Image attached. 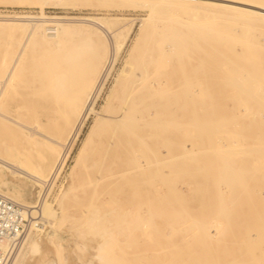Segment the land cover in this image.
I'll return each instance as SVG.
<instances>
[{"label":"rangeland","instance_id":"374dc122","mask_svg":"<svg viewBox=\"0 0 264 264\" xmlns=\"http://www.w3.org/2000/svg\"><path fill=\"white\" fill-rule=\"evenodd\" d=\"M154 1L157 3H154ZM154 1H149L151 5L153 4L151 7L149 2L148 4H145L147 2L143 4V2L134 3V1L126 0H78L77 3L68 5H60L55 0L47 2L44 0H0V27L8 23H17L18 25L35 23L37 20L42 19V17H47L49 20L44 27H51L61 19H73L72 21L74 23H71L82 28L84 31L82 36H77L69 40L66 44L67 48L65 47L66 49L64 48L63 51L61 49L57 53H55L56 51L53 48H46L37 39L30 40L22 54L21 64L13 86L2 102L1 107L5 109H0L2 113L3 111L4 113L6 112V115H10L17 120L19 119L18 121L23 124H28V126L35 125L34 127H36L39 133L42 132L43 135L45 133L50 138L67 143L64 147L54 145L53 148H51L53 149L52 151L47 148L50 143L43 140V137L39 136V134L34 136L35 139L22 135V133L19 132L20 130L13 132L12 135L14 136H12L11 133L0 135V156L5 157L7 160L10 159V161H15L28 171L27 173L16 170L13 171V169L0 163V191L6 193L11 198L15 196L14 200H18V202L24 205H37V207H39L41 204L40 202L43 200H47L51 204V209H53L54 212H52L49 217L54 220L53 224H50L47 220V223L45 221V223L40 222L37 228L32 229L31 236L35 240L42 237L44 241H47V248L52 249L48 257L51 261H54L55 264H109V262H105L102 259H109V261H113L112 264H211V262L215 260L211 261V258H209L210 261H207L206 257L203 258L207 255L208 251H210H207L206 248L205 250L207 252L204 251L203 247L205 246L211 249L212 254L208 256L209 252L207 255L208 257L213 258L214 256L216 259V255L219 254L220 257L218 258H220V261L216 260L215 262L226 264L225 256L228 257L229 252H231L230 257L233 255L236 256L241 251H245L247 248L246 246H251L253 247L252 249H255L254 246L261 242V246L259 247L258 245V250L256 248V251L258 254L261 250L264 251V242L262 243V240H260L258 235L259 231L257 229V227L261 225L258 223L260 221H258V218L260 219L261 214L264 212V161H262L264 159V149L261 148H264V80L263 82L260 80V76L264 79V71H262V73L259 71L261 74L259 77V72L258 74L257 71L256 73L254 72L257 68L264 67V17L248 15V13L244 12L241 14V12H237L235 9L233 10V8L228 9V7L205 5L200 3L202 0H196L195 2L194 0H176L179 6L177 3H175V6L171 2H166L165 4L164 1ZM228 1L247 3V1L250 0ZM252 1L261 4L264 2V0ZM222 4L242 7V5L235 3ZM172 6L175 7L176 10L175 8H171ZM153 8L155 11H152ZM244 8L257 10L247 6ZM90 19L104 22L112 33H106L96 28V26L90 23ZM149 19H151L150 23H152L150 25ZM170 24H175L174 29L178 27L185 32H195L196 28L192 26L200 25L201 27L213 31L217 29L216 31L222 34L220 37L209 40L208 46L203 45L202 47L201 45L200 47L204 49L203 53L194 51L195 46L191 43L186 45V48L189 50V57L186 56L183 59L184 61L182 60L186 69L185 75H187L185 79L177 70L179 64L177 58H171L170 60L166 59L164 61L153 60L152 57L161 56L158 52L151 57V48H165L163 41L167 39L165 35L160 33L172 29L167 28ZM216 24L218 25L216 26ZM27 27L29 28V26ZM144 29H146V31L149 29L155 34L142 38L133 53L135 42L141 36L145 35ZM244 30L246 31L245 34ZM27 32L25 28L19 31L13 30L11 33L6 30H0V76L4 73L8 63H10L9 61H12V59L18 55L17 53H19L27 37ZM233 33H235V35ZM250 36L255 40L252 39V37L250 39ZM262 36L263 38H261ZM89 37L93 41L92 50L87 49L90 48L87 46ZM115 40L119 42L126 41L118 52ZM83 41L86 45L85 43L82 44ZM218 41L221 43V48L218 47ZM239 41L241 42L239 43ZM245 44L250 46V50H248L249 53L246 51L248 46ZM253 46L256 48L257 53L260 51L258 55L255 54L256 52L253 50ZM78 47L80 48L78 49ZM215 47L218 48V50L214 52ZM76 48L78 52L75 50ZM71 49L74 50L71 51ZM49 50L50 52H48ZM246 54H248V56ZM242 55H244V57ZM3 57H5V59ZM10 57H12V59ZM112 60L114 61L113 66L111 65V63H113ZM128 60L129 64L132 66L131 72L126 75L127 77H125V80L117 82L118 76L127 65ZM2 61L7 64L2 63ZM219 61L227 64H222L220 62L221 65ZM89 62L95 66V70L93 69L95 71L94 80L91 82V84H93V82L95 84L94 94L92 93L91 101L93 102L95 97L98 98V109L101 110L103 106L106 105L105 102H107L108 96L111 94L108 103L109 115L114 116L117 114V112L113 110L116 107H127L128 109L122 116L125 120L134 124L133 133L135 136L133 147L129 154L124 151V142L118 141L117 146H110V142L113 141L115 137L111 131L107 132L101 129L102 127L98 128L91 135V139L85 142L83 146L87 133L94 121L93 115L89 116L77 140L72 146H69L71 144V139H69L71 125L65 122L67 119H72L74 121L77 118V114L73 117L70 115V109H72L73 97L78 94L79 87H82V83L86 76L87 64H89ZM151 62L155 65V68L158 69L162 64L167 65L164 78L168 79L171 76L174 82L168 85L166 84L165 89L169 92L168 94L172 96L173 100H178L176 90L183 91L185 88H191L190 90L194 89L192 92L195 93L194 95L197 97L195 99L196 102L194 100L185 101L184 96L183 104L186 103L190 105L189 103H192L190 107L197 108V115H203L204 119L205 117L209 119L211 116V121L214 120V122H212V124H214L213 129L216 128V121L219 122L222 120L224 122L226 120L235 123L228 127H226L225 124L220 125V127L223 126L228 131L220 130V127H217L219 130L217 129L218 131L215 134L214 132L216 129L212 132V127L208 128L210 130L205 128L207 129L206 131L197 128L196 124V127L193 126L194 120L197 119V117H195L196 111L193 112V109L184 111L185 113L183 112L181 114L182 117L178 115L182 112V108V110L172 109L174 114H178L172 117H166L162 115V111L159 108H147L141 103H132L134 95L128 97L129 89L132 87L137 73L142 74L145 71L150 73ZM198 66H200L199 68H201V66L204 68L200 71ZM195 68H197L199 72L196 71ZM230 69H235L238 72H234V70L230 71ZM108 70L109 72H107ZM248 70L249 72H247ZM228 72L230 76H228ZM97 73L99 74L97 75ZM178 75L181 77L179 78ZM232 75L235 77L240 76V78L242 75L244 76L241 78L244 82V84H240L241 88L238 87V85H236L237 87L235 85L232 87L231 85L229 86L228 77L232 79ZM249 77L250 79L251 77L253 79L257 77L261 83L259 87L256 86L258 84H256L253 79L252 83L254 82L255 86L252 85L255 89L250 88L252 85L250 87L245 86L247 82L249 83L250 81ZM97 78L101 85L97 82ZM177 78L181 81L176 82ZM225 78L228 83L224 81ZM257 78L255 80L258 81ZM149 81L150 75L146 77V87L149 85ZM239 81L241 80L239 79ZM40 86L41 88H39ZM246 87L248 89L250 88L251 91L255 90L254 93L252 92L254 94L253 96H250L251 91L246 89ZM243 88L245 90L241 91ZM114 89H116L117 92L112 95ZM257 91L259 93H257ZM241 93L242 98L240 99ZM256 93L258 94V99ZM260 94L263 95V97L260 96ZM127 97L130 100L126 101ZM231 98H233V100ZM260 99L261 101L263 100V102H261ZM245 100H247V102H245ZM176 101H174L173 104L182 105L179 100L178 102ZM241 101H243V103H241ZM211 103L213 106H211ZM241 105L246 107H242ZM259 105L262 107H258ZM248 107H252V109ZM250 109L251 113H256L259 109L256 113L257 116L256 114L249 113ZM211 114L215 115L212 116ZM258 114H260V117L262 115V117L260 118ZM207 116L209 117L207 118ZM233 116L237 120L234 119ZM141 118H144L143 122L147 124L148 128V136L144 141L141 139V129L143 127V122L140 120ZM204 119H202L201 116L200 120L202 121ZM110 120L111 118L107 119V121ZM209 121L206 122L209 123ZM236 124L238 125L236 126ZM248 126L251 127L250 130ZM176 127H180V131H178L179 134H176ZM193 127H195V129H193ZM223 127L222 129H224ZM184 128H186L187 131H185ZM198 129L203 131L201 135H199L200 132L198 133ZM234 129L235 131L231 133ZM24 131L27 132V130ZM240 133L244 135V137H242ZM46 135L44 137H46ZM199 136L201 137V141ZM260 139L263 142H261ZM212 140L216 142V146L214 142V145L210 143ZM68 141L70 143H68ZM201 142L203 147H200V149L198 147L201 145ZM233 143L240 144L230 147ZM4 145H13L11 148L14 146L15 148L6 152ZM208 145L210 146V148L208 147L210 150L207 148ZM204 146L207 148V151L212 150V153H209L210 156L207 151H205L207 155H204L206 154L203 152L206 150ZM214 146L215 150H213ZM219 146L220 149L218 150L217 147ZM244 147L248 148L245 149ZM251 147H254V150ZM259 147L262 149H258L259 151L261 150V153L256 149ZM186 150L190 151L187 152ZM193 151H198V155H195L197 152ZM226 152L233 154L228 155ZM201 153L203 156L199 155ZM215 153H218V156ZM221 154L222 157L220 156ZM224 154L226 157L228 155V157L226 158ZM248 154H251V156ZM246 155L249 157L246 158ZM49 156L51 157V161L54 160L52 161V163L54 162V169H52V174L48 177V173L41 172V168L45 167L44 165L47 164L46 159L49 158ZM180 156H183L184 159L183 157L180 158ZM207 156L210 159H207ZM219 156L221 159L226 158L225 160H227V162H225L228 163V166L230 165L228 160L236 158L234 165V168L237 170L236 172L238 173V171L241 170L243 173L239 172L245 179L252 176V180L242 182L244 185H248V189L246 186H243L245 190L242 191L244 188L237 186L238 184L243 185L241 182L235 183L237 188L228 187L229 185L224 181L221 182L225 175H220V182L222 184H218L220 176L218 177L219 179L217 178L218 182L215 178L219 175L215 170L217 169L218 163H216V165L213 163L219 159ZM160 157L165 158L164 164H149L151 161ZM173 161L177 162L174 163ZM223 161L224 160H221L220 162V159L217 160V162H220L218 167L223 168L221 166ZM258 161H260V163ZM30 162L33 164H30ZM170 162H173V164ZM40 163L42 166H40ZM170 165L172 167H170ZM30 166L36 168V170ZM213 166L216 168L214 167L215 169H213ZM110 167H112L116 173L123 169H130L131 175H124L125 177L123 175H117L112 182H101L97 185V177L108 174L110 172ZM221 168L218 169L221 170ZM224 168L222 170H225ZM230 169L229 166V170ZM219 170L218 172L221 174L226 172L224 171L223 173V171L220 172ZM212 171H214L213 174ZM29 172L42 173L43 178L48 180H46L45 183H40L30 176ZM228 173H230V171L227 172V174ZM2 184L3 186H1ZM171 187L177 189H171ZM246 189L250 193L248 200L249 198L252 200L248 201L246 199L248 194L245 193ZM221 191L223 194V196L221 195L222 198H220L221 196L218 197ZM171 205L173 206L171 207ZM220 205L223 206V208L220 207ZM180 208H182V210ZM210 208H212V210ZM221 208L227 210L232 220L228 221L220 218L222 217L219 216ZM34 216H37V213H35ZM196 218L197 220H195ZM222 222L223 225H231L233 228L229 230L227 225H225L228 231H223L226 228L222 226L217 227L216 225ZM192 223H194L195 226ZM254 223L258 226L252 227ZM174 224L176 225L174 226ZM200 224L203 229H201V226H198ZM172 226L176 228H172ZM223 234L229 235L231 238H226L227 236L225 237ZM200 235L205 236H203L202 239ZM240 235H245L246 237L242 239L243 237ZM204 237L206 241L209 242V245L200 244V240H205ZM219 239H221L220 242H217ZM236 240H238V242ZM250 240L252 241L249 245H245L246 242ZM49 242L52 245H50ZM225 243L228 247L232 248V250L224 253L219 251L217 253L215 248L221 250ZM237 244L239 246H237ZM19 245L13 250L9 259V264H25L28 255V253L25 252L27 246L25 245L22 252H20L21 247L19 248ZM241 245L243 248L240 247ZM57 248H59V250ZM57 250L60 251V255L57 254ZM111 252H113V255ZM104 254L107 255V258L104 257L100 259V256L102 257ZM14 258H17V262ZM20 260H23V263L19 262Z\"/></svg>","mask_w":264,"mask_h":264},{"label":"bare ground","instance_id":"6f19581e","mask_svg":"<svg viewBox=\"0 0 264 264\" xmlns=\"http://www.w3.org/2000/svg\"><path fill=\"white\" fill-rule=\"evenodd\" d=\"M35 1H37V0H35ZM43 1V0H42ZM45 2H47V1H52V0H44ZM58 4H62V5H64V4H74V3H77L78 2V0H55ZM126 1H134V3H136V2H143V4L145 3V2H147V3H145V4H148V2L149 1H154V0H126ZM159 1V0H158ZM160 1H164L165 2V4H166V2H171V3H173L175 6H176V4L175 3H177L176 2V0H160ZM196 0H194V2H195ZM252 0H250V1H247V3H239V2H236V1H228V0H202L201 2L200 1H198V2H200V3H203V4H205V5H209V6H219V7H228V9L229 8H233V10L235 9L237 12H241V14H242V12H244V13H248V15L250 14V15H256V16H261V17H264V2L261 4V3H256V1H252ZM156 1H154V3H155ZM258 2V1H257ZM56 3V4H57ZM157 3V2H156ZM222 3H235V4H238V5H242V7L240 6V7H234L233 5H228V4H222ZM149 4H150V2H149ZM178 4V3H177ZM153 5V4H152ZM152 5L150 4V6L152 7ZM157 5V4H156ZM178 6H179V4H178ZM245 6H247V7H250V8H254V9H257V10H250L249 8H244ZM154 7H155V5H154ZM170 7V6H169ZM171 8H175V7H171ZM151 9V8H150ZM178 9V8H177ZM183 9V8H182ZM154 10V8L152 9V11ZM175 10H176V8H175ZM155 11V10H154ZM227 11V10H226ZM232 11V10H231ZM150 12V11H149ZM199 13V12H198ZM243 13V14H244ZM150 16V15H149ZM202 16V15H201ZM243 16V15H242ZM213 17V16H212ZM212 17H211V19H212ZM221 17V16H220ZM93 18V17H92ZM99 18V17H98ZM101 18V17H100ZM149 18V17H148ZM14 19V18H13ZM17 19V18H16ZM29 19H31V18H29ZM34 19V18H33ZM171 19V18H170ZM205 19V18H204ZM203 19V20H204ZM213 19H214V17H213ZM218 19H219V17H218ZM11 20V19H10ZM23 20H24V18H23ZM26 20V19H25ZM35 20H37V19H35ZM48 18L47 17H42V19H39V20H37V22H35V23H24L23 25H18L17 23H8L7 25H4L3 27H0V30L2 29V30H6V31H8V32H10L11 33V31H13V30H21V29H26L28 32H27V37H26V39H25V41H24V43H23V45H22V47H21V49H20V51H19V53H17L18 55L15 57V58H13L12 59V57H10L11 59H12V61H9L10 63H8V66L5 68V70H4V73L0 76V109L2 108H4V107H1L2 106V102H3V100L5 99V97L8 95V93H9V90H10V88L13 86V83H14V81H15V79H16V76H17V73H18V70H19V67H20V64H21V58H22V54L24 53V51H25V49H26V46H27V44H28V42L30 41V40H35V39H37V40H39L46 48H53V49H55V53H57L59 50H61L62 49V51L64 50V48L66 47V44H67V42L69 41V40H71L72 38H74V37H77V36H82V34H84V31H83V29L82 28H80V27H78L77 25H75V24H73L74 22L72 21L73 19H61L60 21H57L53 26H46V27H44L45 26V24L48 22ZM59 20V19H58ZM78 20V19H77ZM172 20V19H171ZM170 20V21H171ZM200 20V19H199ZM198 20V21H199ZM2 21V20H1ZM76 21V20H75ZM160 21V20H159ZM249 21V20H248ZM251 21V20H250ZM12 22H13V20H12ZM19 22V21H18ZM71 22H73V23H71ZM151 22V19H149V25L150 24H152V23H150ZM200 22V21H199ZM246 22V21H245ZM83 23V22H82ZM90 23L91 24H93L94 26H96V28H98V29H101L102 31H104V32H106V33H112V31L110 30V29H108L107 27H106V25L104 24V22H102V21H98V20H95V19H90ZM206 23H207V21H206ZM250 23V22H249ZM27 24H30V25H27ZM200 24V23H199ZM213 24H215V23H213ZM149 25H148V27H149ZM202 25H203V23H202ZM206 25V24H205ZM218 24H216V26H217ZM230 25V24H229ZM27 26H29V28L27 27ZM118 26V25H117ZM154 26H155V24H154ZM190 26H192V25H190ZM223 26H225V25H223ZM223 26H221V27H223ZM236 26V25H235ZM174 27H175V24H170L169 26H167V28H172V29H170V30H165V31H162L160 34H163V35H165L166 36V39L167 40H164L163 41V43H164V45H165V48L164 47H161V48H154V49H152L151 48V50H150V52H151V57L153 56V55H155L157 52L158 53H160L161 54V56L160 57H152V59L153 60H161V61H164V60H166V59H168V60H170L171 58H177L179 61V64H178V66H177V70H178V72H179V74L180 75H183L184 76V79H185V77L187 76V75H185V72H186V69H185V66H184V64L182 63V60L187 56V57H189L188 56V49L186 48V45L188 44V43H191V44H193V46H195V49H194V51H198V52H200V53H203L204 52V49L203 48H201L200 46L202 45V47H203V45L204 46H208V41L209 40H212L213 38H217V37H220L222 34H221V32H219V31H213V30H211V29H208V28H205V27H201L200 25L198 26V25H196V26H192V27H194V28H196V30H195V32H185L184 30H182V29H180V28H178V27H176L175 29H174ZM231 27V26H230ZM154 28V27H153ZM178 28V29H177ZM227 28V27H226ZM89 29V28H88ZM128 29V28H127ZM143 29V28H142ZM155 29V28H154ZM145 31H146V29H144ZM143 30V31H144ZM247 30V29H246ZM25 31V30H24ZM144 31V33H145V35L144 36H141L136 42H135V48L133 49V53L135 52V49L137 48V46L139 45V43H140V40L142 39V38H145V37H147V36H152L153 34H155V33H152V31L151 30H149L148 29V31H146L145 32ZM225 31V30H224ZM124 32V31H123ZM141 32V31H140ZM157 32H158V30H157ZM205 32H207V33H205ZM131 33V32H130ZM210 33H211V35H210ZM246 33V31L244 30V34ZM260 33V32H259ZM124 34V33H123ZM232 34V33H231ZM230 34V35H231ZM234 35H235V33H233ZM237 34V33H236ZM128 35H129V33H128ZM225 35V34H224ZM261 35V34H260ZM105 36H106V34H105ZM122 36V35H121ZM120 36V37H121ZM233 36V35H232ZM247 36V35H246ZM119 37V38H120ZM136 37V36H135ZM138 37V36H137ZM238 37V36H237ZM251 37L252 36H250V39H251ZM260 37V36H259ZM225 38H226V35H225ZM246 38V37H245ZM261 38H263V36L261 37ZM121 39V38H120ZM127 39V38H126ZM125 39V40H126ZM129 39V38H128ZM252 39H254L253 37H252ZM256 39H257V37H256ZM87 40V39H86ZM217 40V39H216ZM219 40V39H218ZM255 40V39H254ZM88 41V42H87ZM86 42H87V46H89L90 48H87V49H89V50H92L91 49V47L93 46V44H92V40H91V38L89 37V39L87 40ZM116 42H115V45H116V49H117V52L123 47V44L126 42H122V41H118V40H115ZM244 41V40H243ZM81 42H82V40H81ZM80 42V43H81ZM112 42V41H111ZM237 42V41H236ZM241 41H239V43H240ZM245 42V41H244ZM85 42L83 41V43L82 44H84ZM250 43V42H249ZM259 43H261V42H259ZM79 44V43H78ZM132 44V43H131ZM209 44H210V42H209ZM217 44H218V47L219 48H221V43H220V41H218L217 42ZM242 44H244V43H242ZM85 45H86V43H85ZM134 45V44H133ZM232 45V44H231ZM246 45V44H245ZM210 46H211V44H210ZM246 46H248L247 47V49H246V51L249 53V51L248 50H250V46L249 45H246ZM245 47V46H244ZM251 47H252V45H251ZM67 48V47H66ZM65 48V49H66ZM80 47H78V49H79ZM114 48V47H113ZM235 48H236V46H235ZM249 48V49H248ZM253 50L256 52L255 54L256 55H258V53H260V51H258V53H257V50H256V48L253 46ZM227 49V48H226ZM230 49H231V47H230ZM233 49V48H232ZM51 50V49H50ZM50 50L48 51V52H50ZM74 50V49H73ZM72 49H71V51H73ZM75 50H77V48L75 49ZM216 50H218V48H214V52L216 51ZM220 50V49H219ZM229 50V49H228ZM227 50V51H228ZM232 51H235V50H232ZM53 52V51H52ZM77 52H78V50H77ZM246 52V53H247ZM5 53V52H4ZM7 53V52H6ZM131 53V52H130ZM132 53V54H133ZM254 53V52H253ZM252 53V54H253ZM12 54V53H11ZM131 54V55H132ZM227 54V53H226ZM238 54V53H237ZM236 54V55H237ZM254 54V55H255ZM247 56H248V54H246ZM246 55H245V57H246ZM253 55V56H254ZM240 56V55H239ZM243 57H244V55H242ZM55 57H57V56H55ZM250 57H251V55H250ZM4 59H5V57H3ZM10 58H9V60H10ZM225 58V57H224ZM235 58V57H234ZM222 59V58H221ZM130 60V59H129ZM129 60L127 61V65L124 67V69H123V71L121 72V74L118 76V79H117V82H121V81H123V80H125V77H127L126 75H128L129 74V72H131V69H132V66L129 64ZM259 60V59H258ZM1 61V60H0ZM5 61V60H4ZM4 61H2V63H4V64H7V63H5ZM51 61V60H50ZM184 61V60H183ZM52 62V61H51ZM112 62L113 63H111V65L113 66L114 65V61L112 60ZM221 61H219V63H220ZM247 62V61H246ZM1 63V64H2ZM125 63V62H124ZM152 63V62H151ZM222 63V62H221ZM220 63V64H221ZM224 63V62H223ZM222 63V64H223ZM221 64V65H222ZM224 64H227V63H224ZM49 65V64H48ZM47 65V66H48ZM110 65V66H111ZM238 65V64H237ZM253 65V64H252ZM256 65H257V63H256ZM50 66V65H49ZM112 66H111V68H112ZM226 66V65H225ZM238 66H240V65H238ZM200 66H198V68H199ZM235 67V66H234ZM243 67V66H242ZM102 68V67H101ZM204 68V67H203ZM202 68V66H201V68H199V70L201 71V69H203ZM219 68H220V66H219ZM257 68V67H256ZM4 69V68H3ZM48 69V68H47ZM95 66H93L92 65V63H90L89 62V64H87V70H86V76H85V79H84V82L82 83V87H83V85H84V87L82 88V87H79V92H77L78 94L77 95H75L74 97H73V105H72V109H70V115L73 117L74 115H76L77 114V118L73 121L72 119H67V121L65 122L66 124H69V125H71V129H70V136H69V139H71V144L69 145V146H72V144L77 140V138H78V136H79V134H80V132H81V130L83 129V127H84V125H85V123H86V121L88 120V118H89V116L90 115H93L94 116V121H93V124L91 125V127H90V129H89V131H88V133H87V137H86V139H85V141H84V144H83V146L85 145V142H87V141H89L90 139H91V135L98 129V128H100V127H102L101 129H104L105 131H111V133L114 135V137H115V139L113 140V141H111L110 142V146H112V147H114V146H117V144H118V141H120V142H124V144H125V147H124V151L125 152H127L128 154L131 152V149H132V147H133V143H134V140H135V136H134V133H133V128H134V124L133 123H131L130 121H127V120H125V118L122 116V115H124L126 112H127V107H116L115 109H113V110H115V112H117V114L116 115H114V116H111V115H109V113H108V111H109V107H108V103H109V98H110V96H111V94L108 96V99H107V102H105L106 103V105H104L103 106V108L101 109V110H99L98 109V98H94L93 100V102L91 101L92 99H91V96H92V93L94 94V82H93V84H91V82L94 80V75H95ZM110 69V68H109ZM167 69V65H164V64H162L160 67H159V69L158 68H155V65L152 63L151 64V68H150V73L149 72H147V71H145L144 73H137V77H136V79H135V81H134V83H133V85H132V87L129 89V96L128 97H130L131 95H134V98H133V100H132V103H141V104H143L145 107H147V108H159V109H161V111H162V115H165L166 117H172V116H175V115H177L178 113H173L172 112V109H178V110H182V112H180L178 115H180L181 116V114L184 112V111H187V110H189V109H193V112L194 111H196V110H198L197 108L195 109V107L193 108V107H190V105L192 104V103H189L190 105H188V104H186L185 103V101H187V100H194L195 101V99L197 98L194 94L195 93H193L192 91L194 90V89H192V90H190L189 88V90L188 89H184L183 91L182 90H176L177 91V95H178V97H177V99L182 103V105H178V104H173L174 103V101H176V100H173V98H172V96H170V94H168L169 92L165 89V86H166V84L168 85V84H171V82H174V79L170 76V78H168V79H165L164 77V73H165V71H167L166 70ZM193 69V68H192ZM196 69V71H198L199 72V70H197V68H195ZM254 69V68H253ZM51 70V69H50ZM100 70H102V69H100ZM99 70V71H100ZM226 70V69H225ZM232 70H234V72H236L237 70H235V69H232ZM231 69H230V71H232ZM21 71V70H20ZM229 71V72H230ZM256 71H257V74H258V72L259 71H261V73H262V71H264V67H260V68H257L254 72L256 73ZM47 72V71H46ZM107 72H109V70L107 71ZM106 72V73H107ZM194 72V71H193ZM227 72V71H226ZM229 72H228V76H230L229 75ZM234 72H231V73H234ZM238 72V71H237ZM243 72H245V71H243ZM247 72H249V70L247 71ZM196 73V72H195ZM194 73V74H195ZM230 73V74H231ZM239 73H240V71H239ZM239 73H238V75H239ZM251 73V72H250ZM252 73H253V71H252ZM99 73H97V75H98ZM200 74V73H199ZM226 74V73H225ZM235 74H237V73H235ZM247 74V73H246ZM96 75V76H97ZM150 75V81H149V85L146 87V85H145V81H146V77L147 76H149ZM180 75H178V77L180 78L181 76ZM261 74H260V72H259V74H258V77L260 76ZM263 75V74H262ZM107 76V75H106ZM105 76V77H106ZM196 76H197V73H196ZM223 76V75H222ZM243 76V75H242ZM242 76H241V78H242ZM248 76V75H247ZM252 76V75H251ZM234 75H232L231 76V78L232 79H230V77H228L229 79V83L228 82H226L227 81V77L225 78V82L226 83H228L229 84V86L231 85V87L233 86V85H238V87H240L241 85L240 84H244V82H243V80L240 78V76L239 77H235ZM244 77V76H243ZM262 76H260V80H261V82H263V80L264 79H262L261 78ZM18 78V77H17ZM100 78V77H99ZM179 78H177L176 80V82H180L181 80L179 79ZM257 77H255V79H256ZM264 78V77H263ZM101 79V78H100ZM236 79H237V81H236ZM239 79L241 80V81H239ZM245 79H247V78H245ZM249 79H250V77H249ZM252 77H251V79H250V81H251V83H250V81H249V83L247 82V85H245V86H247V87H250L252 84L254 85V82L256 83V84H258V85H256V86H258L259 87V85L261 84L259 81V79H258V81L257 80H255V79H253L254 80V82L252 83ZM41 80V79H40ZM40 80H39V82H40ZM105 80V79H104ZM34 81V80H33ZM43 81V80H42ZM41 81V82H42ZM76 81V80H75ZM97 82H99V80H98V78H97ZM106 82V81H105ZM104 82V83H105ZM116 82V83H117ZM32 83V82H31ZM36 83V82H35ZM100 83V82H99ZM16 84V83H15ZM90 84H91V86H90ZM98 84V83H97ZM96 84V85H97ZM178 84V83H177ZM249 84V85H248ZM100 85H101V83H100ZM103 85V84H102ZM208 85V84H207ZM253 85L250 87L251 89H255V87H253ZM264 85V84H263ZM234 86V87H235ZM255 86V85H254ZM96 87V86H95ZM100 87H102V86H100ZM237 87V86H236ZM246 87V89H248ZM253 87V88H252ZM39 88H41V86L39 87ZM103 88H104V86H103ZM241 88V87H240ZM250 88L248 89L249 91H251L250 90ZM117 89V88H116ZM116 89H114L113 91H112V95H114L116 92H117V90ZM257 89V88H256ZM43 90V89H42ZM245 89L243 88L241 91H244ZM61 91V90H60ZM247 91V90H246ZM245 91V92H246ZM255 91V90H254ZM254 91L252 90L250 93V96L252 95H254L253 93H254ZM260 91V90H259ZM195 92V91H194ZM248 92V91H247ZM253 92V93H252ZM244 93V92H243ZM257 93H259L258 91H257ZM256 93V94H257ZM96 94V93H95ZM184 94V95H183ZM229 94V93H228ZM261 94H262V91H261ZM260 94V96H262L263 97V95H261ZM97 95H98V91H97ZM96 95V96H97ZM202 95V94H201ZM201 95H200V97H201ZM185 96V97H184ZM233 96V95H232ZM127 97V99H126V101L127 100H130L129 98ZM183 97H184V99H185V101H184V103L185 104H183ZM208 97V96H207ZM257 99H258V94H257ZM261 97V98H262ZM203 98V97H202ZM201 98V99H202ZM242 98V93H241V96H240V99ZM248 98H249V96H248ZM253 98V97H252ZM255 98V97H254ZM205 99V98H204ZM210 99H211V97H210ZM229 99V98H228ZM232 100H233V98H231ZM256 99V98H255ZM263 99V98H262ZM178 100L176 101V102H178ZM203 100V99H202ZM248 100V99H247ZM247 100H245V102H247ZM260 101H261V99H260ZM196 102V101H195ZM212 102V101H211ZM258 102H259V100H258ZM261 102H263V100L261 101ZM197 103H200V102H197ZM241 103H243V101H241ZM193 104H194V102H193ZM255 104V103H254ZM259 104V103H258ZM264 105V104H263ZM79 106V107H78ZM102 106V105H101ZM211 106H213V104L211 103ZM218 106V105H217ZM242 106V105H241ZM261 105H259L258 107H260ZM242 107H246V106H242ZM262 107V106H261ZM260 107V108H261ZM182 108V109H181ZM213 108V107H212ZM248 108H251L252 109V107H248ZM259 108V109H260ZM5 109V108H4ZM201 109V108H200ZM251 109H250V112L249 113H251ZM259 109H258V111H259ZM225 110V109H224ZM264 110V109H263ZM6 111V110H5ZM257 111V112H258ZM9 112V111H8ZM114 112V111H113ZM256 112V113H257ZM6 113V112H5ZM4 113V111H3V113H2V110H0V135L2 136V135H4V134H10L11 133V135H12V133L13 132H16V131H19V132H21L22 133V135H24V136H27V137H33L34 138V136L37 134H39V136H41V137H43L42 139L43 140H46L48 143H50V144H48V146H47V148H49V149H51V148H53V146L54 145H57V146H61V147H64L65 145H67V143H63L62 141H59V140H56V139H54V138H50V137H48L45 133H44V135H43V133L41 132V133H39V131L38 130H36V127H34L35 125H32V126H28V124H23L22 122H20V121H18L16 118H14V117H11L10 115L8 116V115H6ZM10 113V112H9ZM79 113V114H78ZM185 113V112H184ZM187 113V112H186ZM196 113V116L195 117H197V119H195L194 120V124H193V126H195L196 127V125H197V128H199V129H201V130H206L207 131V129L208 128H210V127H212V132H213V130H215V134H216V132L219 130L218 128L220 127V125H222V124H225L226 125V127H228L229 125L230 126H232L235 122H228V121H222V120H220V121H222V122H218V121H216V124H215V127L216 128H214L213 129V126H214V124H212V122H214V120L213 121H211V116L209 117V116H207V118L209 117V119H210V121H209V119H206V117H205V119L203 118V115H201L202 116V119H204V120H200L201 119V116L200 115H197V111L195 112ZM236 113V112H235ZM256 113H254V112H252L251 114H256ZM260 113V112H259ZM14 114V113H13ZM262 114V113H261ZM194 115V114H193ZM209 115V114H208ZM212 115V114H211ZM213 115H215V114H213ZM212 115V116H213ZM226 115V114H225ZM259 115V117H260V114H258ZM238 116V115H237ZM256 116H257V114H256ZM182 117V116H181ZM194 117V118H195ZM230 117H232V116H230ZM229 117V118H230ZM245 117V116H244ZM248 117V116H247ZM253 117H255V116H253ZM261 117H262V115H261ZM260 117V118H261ZM111 118V120L110 121H107V119H110ZM200 118V119H199ZM228 118V117H227ZM233 118L234 119H236L234 116H233ZM242 118V117H241ZM220 119H223V118H220ZM224 119H225V116H224ZM230 119H232V118H230ZM233 119V120H234ZM142 122L144 121V118H141L140 119ZM232 120V121H233ZM237 120V119H236ZM239 120V119H238ZM253 120H255V119H253ZM261 120H263V119H261ZM199 121V122H198ZM206 121H209V123L208 122H206ZM24 122V121H23ZM228 122V123H227ZM196 124V125H195ZM250 124V123H249ZM30 125V124H29ZM37 125V124H36ZM238 124H236V126H237ZM142 129H141V135H142V137H141V139L144 141V140H146L147 139V136H148V128H147V124L145 123V122H143L142 123ZM251 126V125H250ZM38 127V126H37ZM40 127V126H39ZM195 127H193V129H195ZM218 127V128H217ZM223 127V126H222ZM222 127H220V130H224V131H226L227 129H225L224 127V129H222ZM181 128H183V127H181ZM205 128H207V129H205ZM248 128H249V130L251 129V127H249L248 126ZM40 129V128H39ZM180 129V127L179 128H177L176 127V129H175V131H177V133L176 134H179V132L178 131H180L179 130ZM197 130L198 131V133H199V135H201V133L203 132V131H200V130ZM218 129V130H217ZM262 129V128H261ZM24 130H27V132H25ZM41 130V129H40ZM184 130L185 131H187L186 130V128H184ZM190 130V129H189ZM208 130H210V129H208ZM191 131V130H190ZM189 131V132H190ZM194 131H196V130H194ZM228 131V130H227ZM230 131V130H229ZM233 131H235V129L234 130H232L231 131V133L233 132ZM182 132V131H181ZM209 132V131H208ZM235 133H237V132H235ZM181 134V133H180ZM190 134V133H189ZM212 134V133H211ZM226 134H228V133H226ZM238 134V133H237ZM241 134V133H240ZM240 134H239V137H240ZM18 135V134H17ZM46 135V137H44ZM228 135H230V134H228ZM9 136V135H8ZM7 136V137H8ZM12 136H14V135H12ZM231 136V135H230ZM235 136H237V135H235ZM241 136L242 137H244V135H242L241 134ZM200 137V136H199ZM199 137H197V138H199ZM4 138V137H3ZM12 138V137H11ZM38 138H40V137H38ZM183 138H185V137H183ZM203 138V137H202ZM12 139H14V138H12ZM11 139V140H12ZM17 139V138H16ZM15 139V140H16ZM27 139V138H26ZM35 139V138H34ZM41 139V138H40ZM68 139V140H69ZM186 139V138H185ZM204 139V138H203ZM203 139H202V141H203ZM210 139V138H209ZM243 139V138H242ZM0 140H1V138H0ZM229 140V139H228ZM234 140H236V139H234ZM253 140V139H252ZM195 141V140H194ZM196 141H197V139H196ZM200 141H201V137H200ZM223 141V140H222ZM222 141H221V143H222ZM244 141V140H243ZM260 141H261V139H260ZM264 141V140H263ZM263 141H261V142H263ZM213 142H214V144H215V146H216V142L214 141V140H212L210 143H212L213 144ZM234 142V141H233ZM245 142V141H244ZM4 143V142H3ZM42 143V142H41ZM68 143H70L69 141H68ZM192 143V142H191ZM219 143V142H218ZM237 143V142H236ZM236 143H233V145L232 146H230V147H233L234 145L236 146V145H239L240 143H238V144H236ZM52 144V145H51ZM200 144V143H199ZM213 144V145H214ZM243 144V143H242ZM219 145V144H218ZM5 146V151L6 152H8V150L10 151L12 148H15V146L14 147H12L11 148V146H13V145H4ZM215 146H214V148L213 147H211V148H213V150H215ZM224 146V145H223ZM202 148L203 147V145H202V142H201V145H199V147L198 148ZM205 147V146H204ZM210 148V146L208 145L207 146V148ZM229 147V146H228ZM17 148V147H16ZM83 148V147H82ZM183 148H184V146H183ZM198 148H196V149H198ZM200 148V149H201ZM206 148V147H205ZM207 148H206V150H204V148H203V152H205V151H207ZM208 148V149H209ZM218 148V150L220 149V146L219 147H217ZM222 148V147H221ZM224 148V147H223ZM227 148V147H226ZM245 148V147H244ZM248 148V147H247ZM247 148H245V149H247ZM252 149L254 148V147H251ZM262 149H264L263 147H261ZM260 147L259 148H256L257 150L258 149H261ZM200 149H199V151H200ZM251 149V150H252ZM261 149V150H262ZM13 150V149H12ZM52 151H53V149H51ZM193 150V149H192ZM210 150V149H209ZM226 150V149H225ZM230 150H233V149H230ZM236 150V149H235ZM241 150V149H240ZM254 150V149H253ZM252 150V151H253ZM261 150L259 151L260 153H261ZM167 151H169V150H167ZM187 151V150H186ZM188 151H190V150H188ZM187 151V152H188ZM217 151V150H216ZM215 151V152H216ZM221 151V150H220ZM223 151V150H222ZM226 151H228V150H226ZM237 151H239V150H237ZM244 151V150H243ZM246 151V150H245ZM5 152V153H6ZM193 152H197L195 155H198V151H193ZM208 152V155H209V153L211 152L212 153V150L211 151H207ZM207 152H205L206 154H204V155H207ZM230 152V151H229ZM229 152H226V153H228V155H230L231 153H229ZM256 152V151H255ZM18 153H19V151H18ZM53 153V152H52ZM65 153H66V151H65ZM181 153V152H180ZM264 153V152H263ZM7 154V153H6ZM50 154H51V152H50ZM178 154V153H177ZM216 154V153H215ZM218 154V153H217ZM216 154V155H217ZM233 154V153H232ZM231 154V155H232ZM246 154V153H245ZM8 155V154H7ZM13 155V154H12ZM24 155V154H23ZM38 155V154H37ZM188 155V154H187ZM192 155V154H191ZM199 155H202V153L201 154H199ZM215 155V156H216ZM225 155V154H224ZM228 155H227V157H228ZM249 155V154H248ZM64 156V155H63ZM184 156V155H183ZM182 156V157H183ZM203 156V155H202ZM210 156V155H209ZM218 156V155H217ZM221 157H222V154L220 155ZM220 156H219V159H220V162H221V160H224L222 163H221V166L225 169V170H222L223 168H221V167H218L219 166V164H220V162H217V160H219V159H217L216 161H215V163H213L214 165H216V163H218L217 165V169H215L216 167L215 166H213L212 168L213 169H215L216 171H217V173L219 174H217L218 176H216L215 178H216V181L218 182V180H217V178L221 175H225V176H223L224 177V179L221 181V176L219 177L220 178V180H219V182H218V184L220 185V183L221 182H225L227 185H229L228 187H230V188H233V187H235V188H237L236 187V184L238 183V182H244V181H248V180H252V176L251 177H249V178H244L243 176H242V174H240V172H241V170H239L238 171V173L236 172L237 170L234 168V165H235V161H236V158H232L231 160H228L229 161V163H230V170H229V166L227 165L228 163H226L227 162V160H225L227 157H226V155H225V159H221L220 158ZM249 156H251V154L249 155ZM249 156H247L246 155V158H248ZM36 157V156H35ZM169 157V156H168ZM181 156H180V158H182ZM28 158V157H27ZM26 158V159H27ZM50 158V159H49ZM49 158H45L46 159V161H47V164L46 165H44L45 167H43V168H41V172H47L48 173V177H49V175L50 174H52V169H54L53 167H54V162L52 163V161H54V160H52L51 161V157L49 156ZM53 158H54V156H53ZM64 158V157H63ZM167 158V157H166ZM179 158V159H180ZM209 157L207 156V159H208ZM254 158V157H253ZM172 159V158H171ZM179 159H178V161H179ZM183 159H184V157H183ZM210 159V158H209ZM258 159V158H257ZM164 160H165V158L164 157H160V158H157V159H155L154 161H151L149 164H152V165H155V164H164L163 162H164ZM174 160V159H173ZM182 160V159H181ZM259 160V159H258ZM169 161H171V160H169ZM226 161V162H225ZM262 161H264V159L262 160ZM29 162V161H28ZM45 162V161H44ZM166 162H167V160H166ZM174 163H176L177 161H173ZM173 162H170V163H172L173 164ZM259 163H260V161H258ZM0 163L2 164V165H4V166H6V167H8V168H11V169H13V171L14 170H16V171H20V172H28L24 167H22V166H20L18 163H16L15 161H10V159L9 160H7L5 157H2V156H0ZM32 162H30V164H31ZM46 163V162H45ZM170 163H167V164H170ZM209 163V162H208ZM33 164V163H32ZM44 164V163H43ZM61 164V163H60ZM166 164V163H165ZM211 165V164H210ZM38 166V165H37ZM40 166H42V164L40 163ZM168 166V165H167ZM228 166V168H227V170H226V167ZM256 166V165H255ZM31 168H33L32 166H30ZM170 167H172L171 165H170ZM209 167V166H208ZM215 167V168H214ZM40 168V167H39ZM205 168V167H204ZM211 168V169H212ZM221 168V170H219V169ZM255 168V167H254ZM33 169H35L36 170V168H33ZM256 169H257V167H256ZM261 169V168H260ZM259 169V170H260ZM29 170V169H28ZM32 170V169H31ZM110 172L108 173V174H106V175H101V176H98L97 177V185L98 184H100L101 182H104V183H107V182H112L114 179H115V177L118 175V176H124V175H126L127 176V174L130 176L131 175V172H130V169H123V170H121V171H119V172H114V170H113V168L112 167H110ZM214 170V171H215ZM218 170L221 172V171H223V173H224V171H226L224 174H221V173H219L218 172ZM30 171V170H29ZM59 171V170H58ZM214 171H212V174L214 173ZM215 171V172H216ZM230 171V173H228L227 174V172H229ZM261 171V170H260ZM51 172V173H50ZM14 173V172H13ZM241 173H243V172H241ZM23 174V173H22ZM46 174V173H45ZM216 174V173H215ZM238 174V175H237ZM28 175V174H27ZM29 175L30 176H32L35 180H37L38 182H40V183H45V181L46 180H48V179H44L43 178V174L42 173H32V172H29ZM173 175V174H172ZM228 175V176H227ZM240 175H241V177H240ZM1 176V175H0ZM239 176V177H238ZM263 176V175H262ZM12 177V176H11ZM54 177V176H53ZM125 177V176H124ZM16 178V177H15ZM46 178V177H45ZM52 178V177H51ZM218 178V179H219ZM16 179H18V178H16ZM50 179V178H49ZM51 180V179H50ZM25 181V180H24ZM209 181V180H208ZM221 181V182H220ZM37 182V184L39 185V183ZM230 183V184H228V183ZM5 183V182H4ZM3 183V184H4ZM15 183V182H14ZM236 183V184H235ZM3 184L1 185V186H3ZM48 184V183H47ZM53 184H54V182H53ZM222 184V183H221ZM234 184V185H233ZM243 185H241V184H238L237 186H239L240 188H244L243 186H246V185H244V183H242ZM247 184V183H246ZM242 187H241V186ZM248 186V185H247ZM246 186V188L248 189V187ZM238 187V188H239ZM50 188V187H49ZM174 188V187H173ZM172 187H171V189H173ZM1 189H3V188H1ZM174 189H177V188H174ZM246 189V192L245 193H248L247 194V200H248V197H249V192H248V190ZM245 190V188L242 190V191H244ZM180 191V190H179ZM13 192V191H12ZM48 192V191H47ZM46 192V193H47ZM173 192H174V190H173ZM220 192V191H219ZM205 193V192H204ZM244 193V192H243ZM173 194V193H172ZM210 194V193H209ZM223 196V194H222V191H221V193H219L218 194V197L219 196ZM174 196H176V195H174ZM222 196L220 197V198H222ZM252 196V195H251ZM15 197V196H14ZM13 197V199H15ZM172 197V196H171ZM202 197H203V195H202ZM34 198V197H33ZM37 199V198H36ZM249 200H252V199H250L249 198ZM248 200V201H249ZM18 201V200H17ZM34 201V200H33ZM178 202V201H177ZM41 204H40V206L39 207H37V205L36 206H32V205H26L27 207H29V209H28V214H29V216L31 217V218H37L38 220H33V221H31V225L28 227V229H27V231H26V233H25V236L23 237V239H22V241L20 242V245H19V248H20V252H22V249L24 248V246L26 245L27 247V250H25V252L26 253H28V255H27V258H26V262H25V264H55V262L54 261H51L50 259H49V257H48V254H50V251L52 252V249L50 250V249H48L47 248V241H44L43 239H42V237L40 238L39 237V239H33L32 238V236H31V231H32V229L33 228H37V222L39 223V222H43V223H45L46 222V220L50 223V224H53V222H54V220H52L50 217H49V215L52 213V212H54L53 211V209H51V204L47 201V200H43L42 202H40ZM133 204H134V201H133ZM136 204V203H135ZM178 205V204H177ZM182 205V204H181ZM223 205V204H222ZM133 206V205H132ZM135 206V205H134ZM173 205H171V207H172ZM224 206V205H223ZM223 206H221L220 205V207H222L223 208ZM182 208H183V206H182ZM182 208H180L181 210H182ZM220 209V211H219V216H222V217H220V218H223L224 220H228V221H230V220H232V217L230 216V214L227 212V210H224L225 209V207H224V209ZM178 209V208H177ZM204 209V208H203ZM211 210H212V208H210ZM184 210V209H183ZM214 210V209H213ZM178 211V210H177ZM206 211V210H205ZM108 212V211H107ZM111 212V211H110ZM179 212V211H178ZM181 212V211H180ZM186 212V211H185ZM230 212V211H229ZM35 213H37V216H34L35 215ZM109 213V212H108ZM203 213V212H202ZM106 214V213H105ZM120 214V213H119ZM214 214V213H213ZM113 215V214H112ZM203 215V214H202ZM101 216V215H100ZM103 216V215H102ZM107 216V215H106ZM260 216V215H259ZM213 217V216H212ZM103 218V217H102ZM120 218H121V216H120ZM176 218V217H175ZM199 218H200V216H199ZM198 218V219H199ZM258 218V217H257ZM257 218H256V220H257ZM209 219H211V218H209ZM99 220H100V218H99ZM123 220V219H122ZM176 220V219H175ZM195 220H197V218L195 219ZM201 220V219H200ZM255 220V221H256ZM260 220V221H259ZM45 221V222H44ZM203 221V220H202ZM258 223L259 224H261V225H259V227H257V229H258V235H259V237H260V240H262V243L264 242V212L261 214V217H260V219L258 218ZM198 222V221H197ZM199 222H201V221H199ZM212 222V221H211ZM220 222V221H219ZM47 223V222H46ZM208 223V222H207ZM229 223V222H228ZM111 224V223H110ZM190 224V223H189ZM193 225H194V223H192ZM211 224V223H210ZM117 225H119V224H117ZM176 224H174V226H175ZM204 225V224H203ZM217 225V227H219V226H222L223 228H226L225 227V225H227V224H225V225H223V222L222 223H217L216 224ZM52 226V225H51ZM121 226V225H120ZM174 226H172V228H176V227H174ZM195 226V225H194ZM198 226H201V224L200 225H198ZM215 226V225H214ZM254 226H258V225H256V223H254V225H252V227H254ZM261 226V227H260ZM115 227V226H114ZM187 227V226H186ZM192 227V226H191ZM190 227V228H191ZM202 227V226H201ZM200 227V228H201ZM189 228V229H190ZM227 228H229V230L231 229V228H233V226H231V225H227ZM224 229L223 231H228V229ZM201 229H203V227L201 228ZM218 229V228H217ZM222 229V228H221ZM36 230V229H35ZM37 231H38V229H37ZM206 231V230H205ZM34 232V231H33ZM32 232V233H33ZM202 232V231H201ZM55 233V232H54ZM109 233V232H108ZM196 234V233H195ZM205 234V233H204ZM219 234V233H218ZM229 234V233H228ZM258 235H257V240H258ZM108 236V235H107ZM201 237H202V239H203V236H205V235H200ZM223 236H227L226 234L224 235L223 234ZM241 237H243L242 239H244L246 236L245 235H240ZM50 237V236H49ZM113 237V236H112ZM224 237V238H225ZM229 237V235L226 237V238H228ZM252 237V236H251ZM223 238V239H224ZM229 238H231V237H229ZM238 238V237H237ZM49 239H51V238H49ZM55 239V238H54ZM116 239V238H115ZM204 239H205V237H204ZM236 239V238H235ZM248 239V238H247ZM253 239H255V238H253ZM220 240L221 239H219V240H217V242L219 241L220 242ZM239 240V239H238ZM238 240H236L237 242H238ZM202 241V242H201ZM252 240H250L249 242H246V244L245 245H249V243L251 242ZM107 242V241H106ZM105 242V243H106ZM207 243V244H205V243ZM236 242V243H237ZM203 243V244H202ZM209 242H207L206 241V239L205 240H200V244H202V245H209L208 244ZM242 243H245V242H242ZM258 243H259V241H258ZM261 243V242H260ZM257 244V245H255L254 246V248L255 249H252L253 247H251V246H246L247 248H246V250L245 251H241L238 255H236V256H232V257H230L231 255V252H229V251H231L232 250V248H230V247H228L227 246V244L225 243L224 244V246L226 247H224L223 245V249H221V250H219L218 248H215L216 249V251H217V253L219 252V251H221L222 253H224V252H229V256L228 257H230L229 259H227L228 257L227 256H225V263L226 264H264V251H260V253L258 254L257 253V251H256V248L258 247V245H259V247L261 246V244ZM49 244H50V242H49ZM112 244V243H111ZM264 244V243H263ZM50 245H52V244H50ZM106 245V244H105ZM221 245V244H220ZM56 246V245H55ZM108 246V245H107ZM107 246H105V247H107ZM237 246H239L238 244H237ZM253 246V245H252ZM52 247H54V246H52ZM102 247V246H101ZM203 247V246H202ZM220 247V246H219ZM240 247H242V245L240 246ZM204 248V251H208V250H210V251H208V253H209V255H208V253H207V255L208 256H210L212 253H211V249H209V247L208 246H205V247H203ZM205 248H206V250H205ZM243 248V247H242ZM245 248V247H244ZM58 250H59V248H57ZM61 249V248H60ZM218 249V250H217ZM56 251V252H58L57 254H59L60 255V251ZM97 250V249H96ZM242 250V249H241ZM257 250H258V248H257ZM55 251V250H54ZM206 251V252H207ZM213 251V250H212ZM216 251H215V254H216ZM19 252V253H20ZM98 252V251H97ZM108 252H110V251H108ZM112 253V255H113V252H111ZM52 254V253H51ZM56 254V255H57ZM69 254H70V252H69ZM99 254V253H98ZM19 255V254H18ZM21 255V254H20ZM59 255H58V259H59ZM206 255V254H205ZM204 256L203 258H205L206 257V259H207V261H210L209 260V258H211V261L212 260H219L220 258H218V257H220V255L219 254H217L216 255V259L214 258V256H213V258L212 257H208V256ZM100 256V255H99ZM107 255H103L102 257L100 256V259L101 258H104V257H106ZM18 257V256H17ZM24 257V256H23ZM67 257V256H66ZM98 257V256H97ZM227 257V258H226ZM21 258H22V256H21ZM107 258V257H106ZM116 258V257H115ZM114 258V259H115ZM15 260H16V262H17V258H14ZM18 259H20V258H18ZM25 259V258H24ZM193 259V258H192ZM205 259V260H206ZM14 260V261H15ZM102 260H104L105 262L107 261V262H109V264L111 263L112 264V262L111 261H109V259H102ZM13 261V262H14ZM25 261V260H24ZM116 261V260H115ZM114 261V262H115ZM215 261H213V262H211V264H218L219 262H215ZM220 261V260H219ZM19 262H22L23 263V260L21 261H19ZM117 263V262H116ZM206 263V262H205ZM13 264H15V263H13ZM18 264V263H17ZM118 264V263H117ZM131 264H133V263H131ZM220 264V263H219Z\"/></svg>","mask_w":264,"mask_h":264},{"label":"built area","instance_id":"2783aa9c","mask_svg":"<svg viewBox=\"0 0 264 264\" xmlns=\"http://www.w3.org/2000/svg\"><path fill=\"white\" fill-rule=\"evenodd\" d=\"M28 209L0 191V264H9L13 250L22 241L31 221L37 219L29 216Z\"/></svg>","mask_w":264,"mask_h":264}]
</instances>
